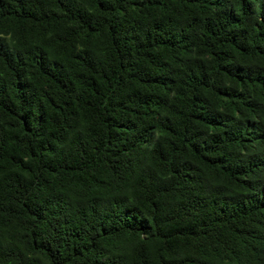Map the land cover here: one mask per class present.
Instances as JSON below:
<instances>
[{"label":"trees","instance_id":"1","mask_svg":"<svg viewBox=\"0 0 264 264\" xmlns=\"http://www.w3.org/2000/svg\"><path fill=\"white\" fill-rule=\"evenodd\" d=\"M0 264H264V0H0Z\"/></svg>","mask_w":264,"mask_h":264}]
</instances>
